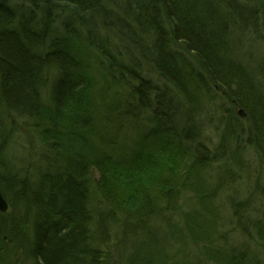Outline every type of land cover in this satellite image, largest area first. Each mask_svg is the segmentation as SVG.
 <instances>
[{"label":"trees","instance_id":"16d2710c","mask_svg":"<svg viewBox=\"0 0 264 264\" xmlns=\"http://www.w3.org/2000/svg\"><path fill=\"white\" fill-rule=\"evenodd\" d=\"M25 1L65 21L0 0V264H264V49L229 48L264 47V0Z\"/></svg>","mask_w":264,"mask_h":264},{"label":"bare ground","instance_id":"6f19581e","mask_svg":"<svg viewBox=\"0 0 264 264\" xmlns=\"http://www.w3.org/2000/svg\"><path fill=\"white\" fill-rule=\"evenodd\" d=\"M10 1V4L16 9V10H19L20 14L28 17L30 16L33 11H34V16L36 18V24L38 25L39 29L45 33V35H48V36H54L55 38H59L60 36V33L64 27V15L61 14V13H57L55 14V17H51V15L47 16V12L43 6V4L41 6H39V8L37 9V11H35L34 9V6L32 4H30L29 2L25 1V0H22L23 2H17L16 0H8ZM61 6L63 8H66L67 5L66 4H61ZM61 8L62 12L63 13H67V10L66 9H63ZM126 17V16H125ZM85 19H86V22L88 24V27L91 29L92 26H94L96 24V21H95V17L91 16V13H88L86 16H85ZM126 18H123V20L121 19V21H124L125 23H122L123 26H126ZM26 23H29V24H32L34 25L35 22L34 20L30 19V20H27L25 19ZM82 29H80L79 31H81ZM93 30V29H92ZM77 35L79 37H83V34H80L79 32H77ZM93 37H95L98 41H99V44L100 45H103L104 47H107L109 45V38L110 36L107 35V34H104L103 32H100V31H97V32H93V34L91 33H88L87 32V38L88 39H92ZM171 99V98H169ZM227 102V100H226ZM227 104L230 106V104L227 102ZM160 107V106H159ZM161 111V108H158L157 109V112L160 113ZM141 115L134 109V108H131L127 113L126 115H122V119L127 123L128 122V118L130 119L129 121H134V120H139L138 118L140 117ZM151 117V114H149L147 116V120H149ZM30 150H34V147L31 146V145H28V151ZM46 154V155H49V152L47 151H44L43 149H38L36 151H32L30 152V155L31 156H36V157H39L40 156ZM52 157V155H51ZM51 179H54V180H59L61 179V175H60V171L58 169H56L55 167H52L51 168ZM26 185V183H25ZM1 190V189H0ZM2 192V190H1ZM3 193V192H2ZM10 210V208L3 212L0 210V213L2 214H6L8 213Z\"/></svg>","mask_w":264,"mask_h":264},{"label":"rangeland","instance_id":"374dc122","mask_svg":"<svg viewBox=\"0 0 264 264\" xmlns=\"http://www.w3.org/2000/svg\"><path fill=\"white\" fill-rule=\"evenodd\" d=\"M57 13H61V12L57 11ZM54 17H55V15H53V18ZM237 35L239 37V32H238ZM262 35H263V32H262V29H260L259 33H256L254 35V41L253 40L251 41V45H248V46L246 45L247 48H241L240 44H237L235 42H234V48H233V45L230 44L229 48L234 51L233 56L237 57V58H240V57H242V54H243L245 56L243 58V60L245 62L252 61L251 62V67H254V65L257 66V63L260 62V59H259V55L260 54L259 53L264 49L263 45H261L262 42L260 41V40H262L261 39ZM235 41H237L236 38H235ZM251 46H255V48L254 47L250 48ZM19 137H20L21 140H19V138H17L16 141L13 142V150L10 153H11V155L14 158L21 157V158H24L25 160L28 161L27 155H28L29 142H31L35 146H38V141H37L38 138L35 137V136L32 137L31 134H26V136L24 134H19ZM129 148L130 149L133 148V143L129 146ZM39 162H40L39 158L37 157V158H34V161L31 164L32 165H37V164H39ZM259 167H260V165L257 164L255 167L252 168V173L254 175H256L254 170L257 171L259 169ZM249 214L250 213H248V215ZM253 219H256V218L253 217ZM228 220H229V218H228ZM250 228H251V230L253 229V227H250ZM232 239H233V237H231V241L233 242ZM236 241L240 242V240H236ZM241 243L244 244L245 246L250 247L251 249L253 248L252 243L247 238H245L244 241H242ZM208 264H213V260L209 259L208 260Z\"/></svg>","mask_w":264,"mask_h":264},{"label":"water","instance_id":"95a60500","mask_svg":"<svg viewBox=\"0 0 264 264\" xmlns=\"http://www.w3.org/2000/svg\"><path fill=\"white\" fill-rule=\"evenodd\" d=\"M9 209V203L0 190V210L5 212Z\"/></svg>","mask_w":264,"mask_h":264}]
</instances>
